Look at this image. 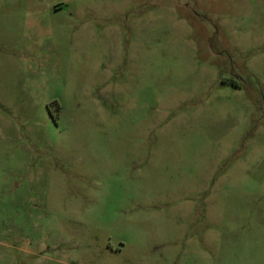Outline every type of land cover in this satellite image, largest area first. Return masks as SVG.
<instances>
[{
	"label": "rangeland",
	"instance_id": "374dc122",
	"mask_svg": "<svg viewBox=\"0 0 264 264\" xmlns=\"http://www.w3.org/2000/svg\"><path fill=\"white\" fill-rule=\"evenodd\" d=\"M0 264H264V0H0Z\"/></svg>",
	"mask_w": 264,
	"mask_h": 264
}]
</instances>
